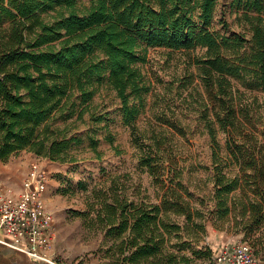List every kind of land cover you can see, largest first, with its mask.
<instances>
[{"label":"trees","instance_id":"1","mask_svg":"<svg viewBox=\"0 0 264 264\" xmlns=\"http://www.w3.org/2000/svg\"><path fill=\"white\" fill-rule=\"evenodd\" d=\"M238 1L245 4L250 46L239 35L211 29L217 0H0V160L22 149L67 159L70 141L79 143L81 138H50L46 122L75 103L74 90L80 92L81 103L87 102L96 91L95 77L108 72L109 83L122 100L124 118L131 122L148 89L136 65L146 59L140 48L145 43L188 50L202 46L205 57L191 58L202 69L215 102L218 127L210 125V133L218 144V130L226 133L229 156L244 169L230 183L221 178L217 191L219 197L225 192L226 200L238 198L241 211L250 214L242 221L243 239L264 257L257 247L264 246V142L253 119L244 115L246 107L249 112V105L259 99L254 95L243 100L238 86L264 92V0ZM159 160L158 153L143 157L155 181L164 186L165 165ZM163 202L170 206L167 199ZM130 205L134 210L126 199L121 206L120 239L121 244L131 243L132 261L158 260L167 247L166 232L187 230L192 240H201L203 222L159 217V204L150 210ZM109 209L113 215L117 212L113 205ZM226 209L230 211L231 205ZM174 255L168 252L169 264H178Z\"/></svg>","mask_w":264,"mask_h":264},{"label":"rangeland","instance_id":"2","mask_svg":"<svg viewBox=\"0 0 264 264\" xmlns=\"http://www.w3.org/2000/svg\"><path fill=\"white\" fill-rule=\"evenodd\" d=\"M244 7L238 0H217L211 29L239 35L250 46L252 32L243 16ZM140 52L146 59L136 65L148 89L143 91L144 104L135 120L126 122L122 100L110 85L107 72L95 77L96 91L91 99L81 103L80 92L74 90L71 101L75 103L56 111L46 122L50 138H81L79 143L70 141L67 159L22 149L2 160L5 163L29 153L33 155L29 168L40 163L48 170L46 199L55 214L53 256L59 264H169L170 251L178 264H213L223 243L245 238L242 221L251 218L250 214L241 211L238 198L226 200V193L219 197L217 191L221 178L230 183L244 169L230 158L226 133L218 130L220 144L210 133V125L218 127L215 102L202 69L191 58H204L205 48L145 43ZM238 86L243 100L258 96L259 102L249 105V112L247 106L244 115L253 119L256 134L264 142V92ZM247 127L250 129L249 123ZM154 153L165 165L164 186L143 163V157ZM126 199L128 207L134 203L150 210L159 204V217L180 222L190 217L192 222H203L201 240H192L187 230L166 232L167 247L158 260L132 261L131 243L121 244L120 239L121 206ZM229 204L231 210L227 211ZM110 205L117 210L114 215ZM115 217L118 221L111 223ZM257 247L264 254V246Z\"/></svg>","mask_w":264,"mask_h":264},{"label":"built area","instance_id":"3","mask_svg":"<svg viewBox=\"0 0 264 264\" xmlns=\"http://www.w3.org/2000/svg\"><path fill=\"white\" fill-rule=\"evenodd\" d=\"M50 175L40 163L25 173L20 191L0 177V242L25 251L33 259L59 264L53 256L54 211L46 199ZM216 264H261V257L243 238L223 243Z\"/></svg>","mask_w":264,"mask_h":264},{"label":"crops","instance_id":"4","mask_svg":"<svg viewBox=\"0 0 264 264\" xmlns=\"http://www.w3.org/2000/svg\"><path fill=\"white\" fill-rule=\"evenodd\" d=\"M32 159H33L32 154L21 153V156L19 158L10 159V161L8 162L4 163L2 160H0V176H2L6 182L11 184L16 192L20 191L21 189L23 177L27 172ZM238 238H242V237H237V239ZM0 264H52V263L35 260L25 251H22L11 245H7L5 243L0 242ZM261 264H264V257H261Z\"/></svg>","mask_w":264,"mask_h":264}]
</instances>
